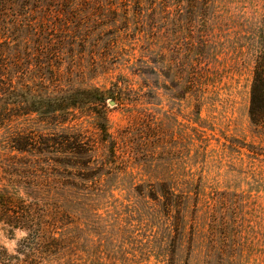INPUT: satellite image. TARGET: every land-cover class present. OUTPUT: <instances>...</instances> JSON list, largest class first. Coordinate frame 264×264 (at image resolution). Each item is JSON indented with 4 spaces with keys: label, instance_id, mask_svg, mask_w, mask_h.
Here are the masks:
<instances>
[{
    "label": "rangeland",
    "instance_id": "374dc122",
    "mask_svg": "<svg viewBox=\"0 0 264 264\" xmlns=\"http://www.w3.org/2000/svg\"><path fill=\"white\" fill-rule=\"evenodd\" d=\"M26 2L0 13V62L29 72L27 98L120 101L0 122V188L46 214L71 255L164 264L162 198L148 196L168 182L188 198L173 264H264V128L249 115L264 0ZM69 140L77 150L57 144ZM25 237L0 221V249L17 255Z\"/></svg>",
    "mask_w": 264,
    "mask_h": 264
},
{
    "label": "trees",
    "instance_id": "16d2710c",
    "mask_svg": "<svg viewBox=\"0 0 264 264\" xmlns=\"http://www.w3.org/2000/svg\"><path fill=\"white\" fill-rule=\"evenodd\" d=\"M27 0H0V13L2 9H5L8 5L13 7L20 6L25 8L27 6ZM1 22V18H0ZM2 25H0V30ZM5 36V34H4ZM9 41L8 36L5 38L0 36V43L2 40ZM1 45V44H0ZM4 57L7 58V54L0 50V60ZM12 64L0 62V122L6 124L18 116H27L32 113L39 114H51L62 115L67 114L70 110L84 106L85 104H92L94 106H105L109 99L115 102H119L120 98L114 97V95L106 94L98 89L83 90L81 92L67 93L62 95L50 96L48 102H40L37 105L36 101L30 100L27 96H32V83L21 81V78L25 80L29 72L27 71L23 77H20V71L15 70V66ZM25 77V78H24ZM249 115L251 122L258 128H264V14L262 17V26L259 35V53L256 58V64L254 68V78L251 88V102ZM7 125V124H6ZM103 127V132L107 135L108 131L106 126ZM14 142V141H13ZM14 143H18L15 140ZM27 143V142H22ZM77 143V142H76ZM75 142H59L57 144L64 146V151H74ZM31 143L16 144L13 145L15 151L29 152ZM114 150V147L112 146ZM80 154V152H76ZM3 170V163L0 161V171ZM151 190H154L151 189ZM160 192L155 193L151 191L148 196L150 200H157L162 198V227L165 229L163 244L164 246V264H169L177 257V249L179 240L183 236V228L185 224V210L187 207L188 198L184 193L177 192L168 182L160 183ZM154 192V193H153ZM161 194V195H160ZM20 199V200H19ZM15 200V196H10V189L5 186L0 188V221L11 226L12 230H21L26 233V237L20 242L17 255H11L6 249H0V264H93L104 261V257L101 258V254L95 251L89 253L90 260L87 262L84 258H80L77 255H71L67 252V240L64 234H60L56 229V224L51 226L47 224L46 214L35 215L32 211H29L24 204V200L19 198ZM20 201V202H19ZM152 217V216H151ZM230 222H224L223 227L225 230H229L228 226ZM236 224H232V228L235 229ZM228 240L235 242V236L230 238L227 233ZM234 249V247L229 246ZM153 254V252H150ZM103 256V255H102ZM223 254L217 256L216 264H223ZM231 259V257H229Z\"/></svg>",
    "mask_w": 264,
    "mask_h": 264
},
{
    "label": "water",
    "instance_id": "95a60500",
    "mask_svg": "<svg viewBox=\"0 0 264 264\" xmlns=\"http://www.w3.org/2000/svg\"><path fill=\"white\" fill-rule=\"evenodd\" d=\"M112 104H114V102H112Z\"/></svg>",
    "mask_w": 264,
    "mask_h": 264
}]
</instances>
